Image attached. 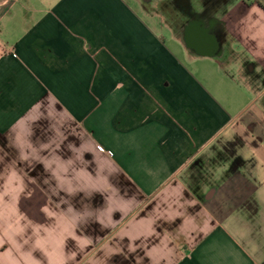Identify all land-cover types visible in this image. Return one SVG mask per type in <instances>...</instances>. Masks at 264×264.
I'll use <instances>...</instances> for the list:
<instances>
[{"label": "crops", "instance_id": "obj_1", "mask_svg": "<svg viewBox=\"0 0 264 264\" xmlns=\"http://www.w3.org/2000/svg\"><path fill=\"white\" fill-rule=\"evenodd\" d=\"M20 1L0 0V232L22 224L0 264H264V0L202 2L172 49L122 0Z\"/></svg>", "mask_w": 264, "mask_h": 264}, {"label": "rangeland", "instance_id": "obj_2", "mask_svg": "<svg viewBox=\"0 0 264 264\" xmlns=\"http://www.w3.org/2000/svg\"><path fill=\"white\" fill-rule=\"evenodd\" d=\"M125 2L126 6L129 8L132 14H134L143 24H145L149 29H151L154 33L161 34V36L166 40V47L168 48H176V43L174 39L170 36V30L172 31V23L168 20L167 16L164 14H169L172 12L170 8L172 6H167L168 0H122ZM195 1V5L197 8H201L200 4H198L199 0ZM23 6L26 0L20 1ZM31 9L28 8L26 13L35 14V16L39 15V12H47L51 6H54L58 0H29ZM161 2H163V5ZM165 2V4H164ZM16 12V9H15ZM21 13H25L24 8L20 9ZM203 38V36H202ZM204 39V38H203ZM202 49V48H201ZM8 188L5 187V190ZM18 192H0V213H9L13 215L11 202L12 195L17 194ZM3 199V201H2ZM2 201V202H1ZM4 204V207H3ZM22 231V224L17 223L10 227V223L8 225H2V232H0V239L5 238L6 240H10L13 236L14 232ZM18 232V236H19Z\"/></svg>", "mask_w": 264, "mask_h": 264}, {"label": "flooded vegetation", "instance_id": "obj_3", "mask_svg": "<svg viewBox=\"0 0 264 264\" xmlns=\"http://www.w3.org/2000/svg\"><path fill=\"white\" fill-rule=\"evenodd\" d=\"M210 1L213 5V9H215L218 6V3L222 0H201V8H197L196 5L192 4L190 0H168L167 6H172L170 8L172 12H169V14H164V16H167L170 23H172V30H177L179 27L183 25L182 19L191 18L194 16H197L198 14L203 15L207 9L203 8L204 5L202 2ZM163 5V2H161ZM165 4V2H164ZM205 9V10H204ZM200 11V13H199ZM185 39L188 42V44L195 50H203V51H209L213 48V44L203 39H199L195 37L194 33L187 32L185 33ZM202 48V49H201Z\"/></svg>", "mask_w": 264, "mask_h": 264}]
</instances>
